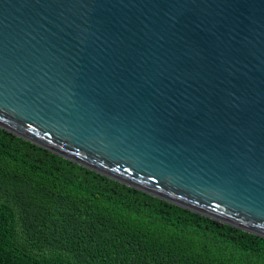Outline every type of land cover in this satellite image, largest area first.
I'll return each instance as SVG.
<instances>
[{"label":"water","instance_id":"95a60500","mask_svg":"<svg viewBox=\"0 0 264 264\" xmlns=\"http://www.w3.org/2000/svg\"><path fill=\"white\" fill-rule=\"evenodd\" d=\"M0 127L264 237V0H0Z\"/></svg>","mask_w":264,"mask_h":264},{"label":"trees","instance_id":"16d2710c","mask_svg":"<svg viewBox=\"0 0 264 264\" xmlns=\"http://www.w3.org/2000/svg\"><path fill=\"white\" fill-rule=\"evenodd\" d=\"M0 264H264V237L0 127Z\"/></svg>","mask_w":264,"mask_h":264}]
</instances>
